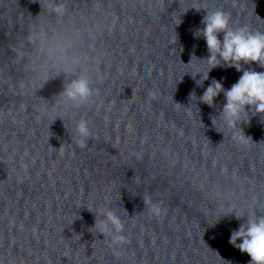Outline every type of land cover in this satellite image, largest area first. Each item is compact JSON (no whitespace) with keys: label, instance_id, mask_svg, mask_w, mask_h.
<instances>
[{"label":"clouds","instance_id":"obj_1","mask_svg":"<svg viewBox=\"0 0 264 264\" xmlns=\"http://www.w3.org/2000/svg\"><path fill=\"white\" fill-rule=\"evenodd\" d=\"M32 2H38L41 12L48 13L58 22H63L64 18L68 16L65 0H32ZM190 9H195L197 12L203 10L206 13L201 20L204 27L196 29L194 36L202 37L206 41L208 56L197 58L193 54L187 65L196 59L205 62L208 65V70L207 72H196L195 74L186 72L185 74H190L194 80L200 76V79L196 80V84L202 86L204 81L209 79V73L214 68L227 66L242 72L238 81L227 90L221 81L212 79L210 85L198 99L199 102L214 108L216 98L223 93L226 103L222 106L218 116L211 117L212 125L216 128L217 120L222 121L223 125L231 130L232 140L238 145L246 146L253 141L250 136L245 135L240 125L249 124L252 116L259 115L264 118V71H256L254 68L245 69L243 65L256 64L260 68H264V31L253 30L246 24L233 28L231 13L222 9L209 11L206 7L192 6L184 10L183 13H187ZM41 12L35 17L36 22L29 28L25 37L31 47V52L25 51L21 44L20 48L16 50L17 58L18 60H28L27 68L39 81V87L51 79L63 76L62 88L51 104L54 112L60 107L67 109L68 102H71L73 108L79 109L90 103L96 94L92 76L87 68L81 67L83 57L75 51L77 46L68 34L69 30L61 32L50 29L40 20ZM178 39L176 34L174 43H177ZM180 50L183 51V48L181 47ZM182 80L183 78L180 81ZM194 98L197 100L195 92L190 93L189 99L193 101ZM177 105L180 104L177 103ZM185 108L188 115H191L190 105ZM57 118L63 120L62 116L54 115L52 123ZM75 134L77 146L87 147V141L92 136V132L86 119L81 118L76 122ZM57 150L60 155L64 154L65 149L62 144ZM143 199L150 214L155 216L162 214L160 204L152 203L146 197ZM87 210L93 212L91 208H87ZM94 214L104 218H97L94 225L88 229L90 232L93 233L95 230V234L109 236L112 245L119 246L127 243V238L123 235L124 224L112 209L98 211ZM223 215H234L237 220L245 221L240 224L237 230L232 231L229 243L239 249L241 253L248 254L249 264H264V215L257 216L254 212L245 215L234 209ZM237 241L242 242L237 243ZM226 264H231V261H226Z\"/></svg>","mask_w":264,"mask_h":264}]
</instances>
